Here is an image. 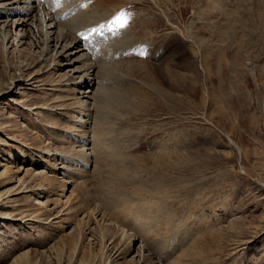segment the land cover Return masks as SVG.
<instances>
[{"label":"rangeland","instance_id":"obj_1","mask_svg":"<svg viewBox=\"0 0 264 264\" xmlns=\"http://www.w3.org/2000/svg\"><path fill=\"white\" fill-rule=\"evenodd\" d=\"M32 1L0 0V264H264V0Z\"/></svg>","mask_w":264,"mask_h":264},{"label":"bare ground","instance_id":"obj_2","mask_svg":"<svg viewBox=\"0 0 264 264\" xmlns=\"http://www.w3.org/2000/svg\"><path fill=\"white\" fill-rule=\"evenodd\" d=\"M35 2H36L35 0L32 1V3H35ZM13 3H16V2H13ZM27 3H29V2H27ZM11 5H12V3H11ZM27 7H28V6H27ZM32 8H33V7H32ZM32 8H31V10H32ZM28 9H29V8H28ZM28 11H29V10H28ZM28 11H26V9H22V12H21V14H20V16L23 18V19H22V22L25 21V18H24V17L28 16V14H29ZM61 12H62V11H61ZM61 12H58V13H61ZM49 19H50V18H49ZM43 22H44V21H43ZM43 22H41V31H42V32H45L46 29L49 28V27H47L46 24H44ZM14 23H15V22H14ZM57 23H58V22H57ZM15 24H16V23H15ZM58 37H59V36H58ZM58 41H59V40H58ZM67 55H68V54H67ZM83 56H84V54H83ZM85 57H86V56H85ZM82 58H83V57H82V55H81V58L79 59V57H78V59H76L74 62H78V61L80 62V60H81ZM90 87H91V85H90ZM62 158H63V159L65 158L66 161L71 160L69 157H66V156H64V155L62 156ZM66 161H65V162H66ZM71 161H72V160H71Z\"/></svg>","mask_w":264,"mask_h":264},{"label":"snow or ice","instance_id":"obj_3","mask_svg":"<svg viewBox=\"0 0 264 264\" xmlns=\"http://www.w3.org/2000/svg\"><path fill=\"white\" fill-rule=\"evenodd\" d=\"M115 22L118 23L119 26L123 27L126 23V18L123 15H121L120 17L116 18Z\"/></svg>","mask_w":264,"mask_h":264}]
</instances>
